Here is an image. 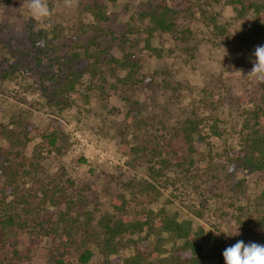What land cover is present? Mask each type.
Returning <instances> with one entry per match:
<instances>
[{"label": "rangeland", "instance_id": "rangeland-1", "mask_svg": "<svg viewBox=\"0 0 264 264\" xmlns=\"http://www.w3.org/2000/svg\"><path fill=\"white\" fill-rule=\"evenodd\" d=\"M1 1L0 72L9 69L13 73L8 79L0 78V120L7 124L12 115L18 114V126L28 133V160L38 158L43 176L55 178L75 195L69 213L72 223L61 225L58 233L49 237L41 231L28 264H49L51 253L67 264H79L80 254L90 247L84 245L85 241L99 229L100 218L116 213L112 203L122 196L127 198L134 219L147 209L158 212L164 208L169 213L178 209L187 215L189 211L181 205L180 197L171 192L172 184L153 182L156 191L142 186L145 180L152 182L148 166L159 168V158L152 155L154 136L160 144H169L185 154V143L176 138L174 126L186 109L221 118L220 125L233 139H215L212 153L206 147L193 152L199 176L192 183L210 185L217 174L225 179L224 185L215 184L219 202L235 201L234 212L238 215L245 216L251 205L254 212L247 214L249 217L256 219L263 214L260 198L264 193V171L231 170L224 153L230 146L239 149L236 132L264 92V83L248 75L253 64L240 63L244 54L238 37L254 19L252 13L238 18L230 0H160L175 10L177 32L159 31L150 38L152 24L145 15L146 0H75L71 8L64 0H48L54 15L44 22L31 17L27 0ZM147 42L161 50V55L148 51ZM99 47L108 48L106 55L116 58H121L124 48L136 54L141 64L138 82L122 85L116 76L106 74L108 82L100 87V77L90 73L92 61L84 58L87 49L97 51ZM72 70L79 79L77 93L66 97L59 107L50 103L39 90L41 82L46 76L57 75L63 81ZM118 74L122 78L126 72ZM128 113L140 114L149 122L147 128L153 137H146L148 144L146 138L136 137L134 129L126 127ZM51 133L61 139L60 153L46 144L45 136ZM75 134H81L83 141ZM142 147L145 150L138 151ZM132 148L137 149L136 153ZM168 151L163 157H173ZM27 186L32 189L29 183ZM36 193L42 200L43 194ZM191 197L195 202L193 192ZM38 199H32V203L42 209ZM54 210L59 209L47 203L40 216L48 218ZM19 241L20 250L27 247V231ZM94 251L89 264H100L103 257ZM128 255L129 250L118 255L120 262Z\"/></svg>", "mask_w": 264, "mask_h": 264}, {"label": "trees", "instance_id": "trees-1", "mask_svg": "<svg viewBox=\"0 0 264 264\" xmlns=\"http://www.w3.org/2000/svg\"><path fill=\"white\" fill-rule=\"evenodd\" d=\"M1 3L0 0V6ZM146 3L145 15L152 24L150 38H154L159 31L175 35V10L160 0H146ZM230 4L240 19L247 18L250 13L253 15L254 19L249 20L247 30L239 34L238 42L239 49L244 54L240 63L249 61L254 64L255 48L264 45V0H230ZM215 27L221 28L216 25ZM145 46L148 51L161 55V50L153 48L149 42ZM125 49L122 50L121 58L107 56L108 48L99 47L97 51L87 49L84 52V58L93 63L90 73L100 77V87L108 82L106 74L116 76L122 85L138 82L137 73L141 67L139 57ZM247 58L250 60H246ZM105 67H108V71ZM118 71H125L126 74L119 78ZM12 73L9 69L2 70L0 78L8 79ZM61 79L58 75L46 76L39 88L43 97L58 107L66 97L77 93L79 83L74 70L65 75L63 81ZM258 99L256 107L246 114L242 129L236 132L239 149L230 146L224 152L225 163L230 165L231 170L240 168L249 172L264 171V92ZM11 117L12 120L7 124L0 120V264H28L33 258V252H36L34 243L42 236L41 231H44L45 237H49L50 234L58 233L61 225L72 223L74 219L69 213L74 208L72 199L75 195L74 191H70L73 195L68 197L70 192L60 181L52 177L45 178L42 163L38 158L28 160L25 155L28 133L18 126V114ZM221 123V118L201 116L194 112L193 108L183 111L174 126L176 138L185 143V146H182L186 149V152L182 150L185 152L183 155L180 154L181 150L175 149L174 146L169 147V144L157 142L158 138L149 133L151 130L147 128L149 122L145 117L128 113L126 127L134 129L136 137L148 138L151 134V137L156 139L153 147L155 154L152 155L159 158V168L154 164L148 166L147 173L152 182L145 180L143 188L156 191L153 182H163L165 186L167 183L172 184L174 191L171 192L180 197L181 205L190 214L183 216L182 211L178 209L171 213L164 208L158 212L147 209L134 219L127 198L122 196L121 199H114L112 205L116 213L100 218L99 229L91 232V238L84 243L90 247H85L80 254L79 264H89L95 255L94 250L103 257L100 264H225L223 251L238 240L244 241L245 244L255 242L264 245V211L254 219L247 215L253 214V205L250 212L242 216L234 212L237 207L235 201L228 203L224 199L219 202L215 184L224 185L225 179L217 174L213 175L210 185L205 183L200 187L199 184L192 183V179L199 176L192 160L193 152L206 147L208 153H212L215 139H232ZM147 138L143 139L146 144ZM45 139L51 150L61 152V139L57 134L51 133L45 136ZM142 150H145V147L138 148V151ZM132 151L136 153L137 149L132 148ZM165 151L172 153L173 157H163ZM213 167V170L219 171L216 166ZM28 183L32 189L27 186ZM138 190L139 188L137 193ZM36 192L43 194L42 200L38 199L40 197ZM192 192L196 196L195 202L191 197ZM32 199H38L41 203L39 205H43L42 209H45L48 203L59 210H54L48 218H44L43 214L40 216L42 209L35 208ZM210 201L214 202L215 207H212ZM260 201L264 207V193ZM40 217L44 220H39ZM88 220L91 223V220ZM238 227L239 235H228L235 234ZM25 231L29 244L20 250V236ZM125 250H129L130 255L121 263L118 255L121 256ZM51 256L47 257V263L67 264L64 259H57L54 253H51Z\"/></svg>", "mask_w": 264, "mask_h": 264}, {"label": "clouds", "instance_id": "clouds-1", "mask_svg": "<svg viewBox=\"0 0 264 264\" xmlns=\"http://www.w3.org/2000/svg\"><path fill=\"white\" fill-rule=\"evenodd\" d=\"M66 7H73L75 0H64ZM31 17L38 22L50 21L54 11L49 7L48 0H27ZM255 61L248 75L257 82L264 83V45L257 46L254 52ZM239 227L235 234L239 235ZM225 264H264V245L238 240L234 245L227 247L223 253Z\"/></svg>", "mask_w": 264, "mask_h": 264}, {"label": "built area", "instance_id": "built-area-1", "mask_svg": "<svg viewBox=\"0 0 264 264\" xmlns=\"http://www.w3.org/2000/svg\"><path fill=\"white\" fill-rule=\"evenodd\" d=\"M75 136L80 140V141H83L82 140V135L80 134V135H78V134H75ZM84 143V142H83ZM85 144H87L86 142H85Z\"/></svg>", "mask_w": 264, "mask_h": 264}]
</instances>
